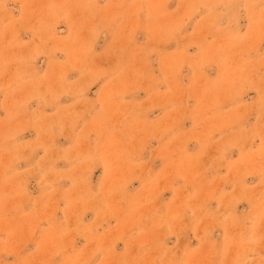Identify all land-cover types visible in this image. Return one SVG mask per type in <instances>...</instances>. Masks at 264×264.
I'll use <instances>...</instances> for the list:
<instances>
[{"label": "rangeland", "instance_id": "obj_1", "mask_svg": "<svg viewBox=\"0 0 264 264\" xmlns=\"http://www.w3.org/2000/svg\"><path fill=\"white\" fill-rule=\"evenodd\" d=\"M0 264H264V0H0Z\"/></svg>", "mask_w": 264, "mask_h": 264}]
</instances>
